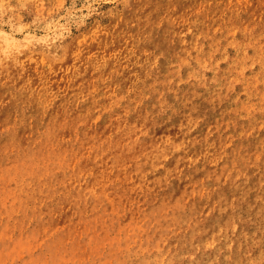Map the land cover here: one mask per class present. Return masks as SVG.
<instances>
[{
  "label": "rangeland",
  "instance_id": "374dc122",
  "mask_svg": "<svg viewBox=\"0 0 264 264\" xmlns=\"http://www.w3.org/2000/svg\"><path fill=\"white\" fill-rule=\"evenodd\" d=\"M0 264H264V0H0Z\"/></svg>",
  "mask_w": 264,
  "mask_h": 264
}]
</instances>
